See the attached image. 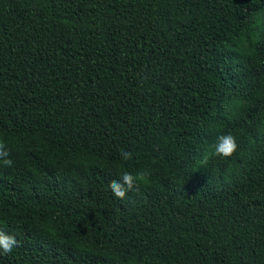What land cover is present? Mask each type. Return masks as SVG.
I'll use <instances>...</instances> for the list:
<instances>
[{
  "label": "trees",
  "instance_id": "16d2710c",
  "mask_svg": "<svg viewBox=\"0 0 264 264\" xmlns=\"http://www.w3.org/2000/svg\"><path fill=\"white\" fill-rule=\"evenodd\" d=\"M0 141V264H264V0H0Z\"/></svg>",
  "mask_w": 264,
  "mask_h": 264
},
{
  "label": "clouds",
  "instance_id": "9594fccd",
  "mask_svg": "<svg viewBox=\"0 0 264 264\" xmlns=\"http://www.w3.org/2000/svg\"><path fill=\"white\" fill-rule=\"evenodd\" d=\"M237 148L236 138L232 134H221L217 137L216 143L212 145L211 151L205 154L202 162L207 163L210 157L228 159L236 153ZM9 157L10 152L7 150L6 144L0 141V162L11 167L13 161ZM121 157L124 161L131 160L132 153L122 151ZM152 175L153 169L151 168H143L135 172L124 170L119 179H114L109 183V188L116 198L124 200L129 192L137 190L138 185L149 184ZM16 246H18V241L14 236L0 231V255L11 254Z\"/></svg>",
  "mask_w": 264,
  "mask_h": 264
}]
</instances>
